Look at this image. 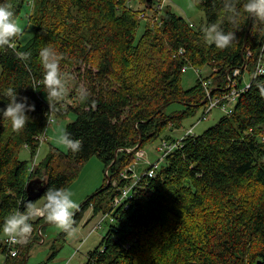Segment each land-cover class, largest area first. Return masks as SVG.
<instances>
[{"label": "trees", "instance_id": "trees-1", "mask_svg": "<svg viewBox=\"0 0 264 264\" xmlns=\"http://www.w3.org/2000/svg\"><path fill=\"white\" fill-rule=\"evenodd\" d=\"M133 1L138 8L131 6ZM11 2L19 19L30 0ZM156 2L34 0L28 16L34 36L23 44L21 32L14 47H0V108L7 107L2 93L9 87L36 105L29 113L31 121L19 132L0 114V226L11 213L25 211L27 201L43 208L47 190L69 188L94 156L105 165V182L74 210L75 226L81 221L87 226L84 219L91 207L89 221L110 211L120 174L134 162L136 150L173 139L171 131L181 129L200 109L205 111L204 83L211 81L214 96L223 95L232 87L227 75L243 67L233 85H251L235 98L232 113L186 138L156 176L143 177L115 211V222L88 253L86 264H264V94L257 87L264 74L253 79L259 61L264 65V23L246 14L235 25L225 20L224 29L237 31V39L221 49L204 39L203 28L223 16V0H193L205 13L199 25L177 15L168 2L153 12ZM244 2L234 0L238 8ZM44 46L61 54L67 76L77 74L79 86L89 93L87 101L81 102L76 93L71 96H78L74 106L64 109L63 100L50 106L39 55ZM186 67L210 72H199L195 85L185 88ZM174 103L181 108L168 111ZM51 112L55 118L76 114L65 131L82 146L72 152L51 144L30 173L21 152L27 145L35 155ZM32 179H43L45 188L41 197L31 200L27 186ZM30 222L34 235L18 247L15 257L8 255L0 234L4 264H24L34 238L44 239L49 222L45 216H32ZM65 234L59 235L62 241Z\"/></svg>", "mask_w": 264, "mask_h": 264}, {"label": "clouds", "instance_id": "clouds-1", "mask_svg": "<svg viewBox=\"0 0 264 264\" xmlns=\"http://www.w3.org/2000/svg\"><path fill=\"white\" fill-rule=\"evenodd\" d=\"M222 11L223 16L221 18L203 28L204 39L221 49L229 47L237 39V31L224 29L225 20L235 25L239 23L241 16L246 14L264 23V0H245L242 8H238L234 0H223ZM21 32L22 26L16 17L13 3L11 0H0V47L14 46L15 40L19 38ZM39 55L44 69L45 92L52 107L53 102H59L66 96L67 83L70 77L62 71V56L56 49L51 46H44L40 49ZM260 74H264V66H258L254 76ZM257 87L264 94V81H258ZM2 96L8 98L7 107L0 108L3 121H8L14 131L23 130L32 119L29 113L35 111V103H30L26 96L18 98L17 90L12 87L7 88ZM88 96L87 89L81 86L79 89L80 101H87ZM58 143L72 152L79 151L82 146L81 141L72 138L71 133L67 131L60 135ZM74 195V192L68 187H50L43 196L45 203L41 211L47 221L55 224L70 236L77 231L74 210L78 209L79 205L74 199ZM24 207L25 211L11 213L0 226V234L6 236L12 243L26 242L33 230L30 221L33 216L34 202L27 201Z\"/></svg>", "mask_w": 264, "mask_h": 264}, {"label": "rangeland", "instance_id": "rangeland-1", "mask_svg": "<svg viewBox=\"0 0 264 264\" xmlns=\"http://www.w3.org/2000/svg\"><path fill=\"white\" fill-rule=\"evenodd\" d=\"M134 9L138 8L136 2H131ZM167 6H170L171 10L177 15L184 17L188 21L199 25L202 20L205 19V13L200 10L193 0H168ZM32 12V6L27 4L24 6L22 13L18 19L22 26V38L21 42L25 44L28 42L35 34V28L33 25H29L28 16ZM144 25H141L139 29L138 36L143 32ZM200 72L202 76L209 74V69H202ZM78 73V72H77ZM247 73V72H246ZM77 74L72 73L69 75L70 79L67 83V94L62 99L63 108L66 109L68 105L75 104L78 96L72 98L76 93L79 95V86ZM246 76V75H245ZM249 78V76H246ZM199 75L195 68L190 67L184 74L183 85L185 88L195 85ZM71 94V95H70ZM235 103L233 104L234 107ZM181 108L178 103L172 104L168 107V111H173L175 109ZM225 110L222 107H215L212 111L207 114L203 109H200L198 113L184 122L181 129H176L170 132L174 137L181 136L186 129L191 128L195 125L194 133L196 135L202 134L205 130L211 126L216 125L220 118L225 114ZM76 114L74 112H69L66 115H56L55 121L49 126L48 132L46 133V141H44L38 150L36 159H34L31 152L24 149L21 152V158L29 162V166L32 165V161L36 160L38 164L41 160H44L45 156L50 150L51 144L56 145L63 151H67L60 143L58 139L63 132L66 130L67 124L69 122H74L76 120ZM160 142L146 146L143 150L146 151L147 157L152 160L153 163L157 162L159 159L158 146ZM148 164L144 161H140L136 166V172L142 173ZM106 178V168L103 161L98 158V156L92 157L82 168L78 178L72 182L70 189L74 192V199L81 206L89 197L97 193L103 186ZM44 198L39 199L37 204L42 205ZM90 212V209L87 211ZM86 212V215H87ZM88 215H92L88 213ZM91 218V216H90ZM97 218H93L91 222H95ZM82 223V221H81ZM79 224L77 231L74 235L65 234V240L62 241L59 235L63 232L62 229L58 228L55 224L50 223L44 227V239L40 236L34 238V241L30 244L29 254L27 256L25 264H86L88 253L94 250L101 242L102 237L107 231L109 225L105 222L102 228L97 232L93 233L86 242L82 243V239L86 236L89 226L86 227L85 223ZM81 225V226H80ZM4 238L6 236L3 235ZM6 255L0 249V264H4Z\"/></svg>", "mask_w": 264, "mask_h": 264}, {"label": "built area", "instance_id": "built-area-1", "mask_svg": "<svg viewBox=\"0 0 264 264\" xmlns=\"http://www.w3.org/2000/svg\"><path fill=\"white\" fill-rule=\"evenodd\" d=\"M167 2H168V0H157V2L153 5V9H152L153 12L160 11V9L162 10L165 7ZM33 3H34V0H30L29 5H31L33 7ZM131 6H132V4H131ZM145 17H146V14L143 13L141 15V18L144 19ZM158 20H159L158 17L154 18V21H158ZM11 47H14V46H11ZM258 66H264L261 60L259 61L254 74H256ZM242 68H236L234 70L233 76H230L229 74L227 75V77L230 81L228 87L229 88L231 86L232 87L228 92L224 93L223 95L214 96L213 95L214 87L211 86V81H207L204 83L205 90L207 93V99H208L207 107L205 109L206 114L208 112L212 111L215 107H219V106L222 107V109L226 111L225 113H232L233 102H234L235 98L238 97L241 94V92L248 89L251 85L250 82H248V83L246 82L245 85H243L241 87L233 85V84L237 83L236 77L241 75ZM187 69L188 68L186 67L185 70H187ZM199 72L200 71H198L197 73L199 74ZM257 76L258 75H256V76L253 75V79L256 78ZM49 121H51V123H49ZM54 121H55V115L53 112H51L45 131L38 137L39 146L37 148L35 155L33 156L34 159H36V157H37L40 145L44 141H46V139H47L45 132H48L49 126ZM194 129H195V125H193L191 128L186 129L185 132L181 136L173 137V139H167V140H164L163 142H161L160 145L158 146L159 159L155 163H153L152 160H150L149 157H147V153L145 150H143V149H139V150L137 149L136 150L134 162L129 167H127L126 170H123L120 174L121 178L119 180V188H118L119 193L114 196V198L111 202V210L106 211V212H100L99 214H97L94 217V218H97V220L94 223L88 220L87 226H89V229H88L86 236L82 239V243L86 242L87 239H89L93 233H95L99 229H101L102 225L105 222H108L109 224L115 222V220H116V216H115L116 212L115 211L117 210L118 207L122 206L125 203V201L127 199H129V197L131 195H133V192L135 191V189L143 181V179H144L143 177H145L146 175L149 177L156 176L158 169L165 162L168 155L170 153H172L173 151L181 148L183 146L184 140L186 138L192 137L195 135ZM25 147L28 148L27 145ZM140 161H144L146 164H148V166L146 167V169L142 173H140V171L136 172V166L139 164ZM36 165H37L36 160L32 161V165H30V167H29L30 173L33 172ZM123 181L125 183L123 185H121V182H123ZM114 184H117V183L114 182ZM42 209H43L42 207L34 208L33 209V217H35V218L44 217V215L41 214ZM89 209L92 210V212L94 210L93 207H91ZM17 211H19V210H17ZM39 233L41 234V229H39ZM33 235H34V229L32 230L31 234L29 235L27 241L24 243H12L9 241L8 238H5V243L7 244L8 255H10L12 257L19 255L18 247L27 244Z\"/></svg>", "mask_w": 264, "mask_h": 264}, {"label": "water", "instance_id": "water-1", "mask_svg": "<svg viewBox=\"0 0 264 264\" xmlns=\"http://www.w3.org/2000/svg\"><path fill=\"white\" fill-rule=\"evenodd\" d=\"M166 106H163L160 110H162L163 108H165ZM140 143V142H139ZM110 177L108 178L107 180V186L110 185ZM45 188V185H44V181L43 180H39V179H32L29 183H28V186H27V190L29 192V199H35V198H39L42 196V193H43V190ZM84 204V203H83ZM51 222H48L46 225L50 224ZM29 252L26 253V257H25V262H26V259H27V256H28ZM24 262V264H25Z\"/></svg>", "mask_w": 264, "mask_h": 264}, {"label": "crops", "instance_id": "crops-1", "mask_svg": "<svg viewBox=\"0 0 264 264\" xmlns=\"http://www.w3.org/2000/svg\"><path fill=\"white\" fill-rule=\"evenodd\" d=\"M193 24H194V23H193ZM26 149L28 150V148H26ZM91 212H92V210H90V212H87V215L85 216V219H84L85 221L89 220V218H90L91 215H88V213L91 214ZM47 223H48V222H47ZM47 223H46V224H47ZM46 224H45V225H46ZM6 238H7V237H6Z\"/></svg>", "mask_w": 264, "mask_h": 264}]
</instances>
